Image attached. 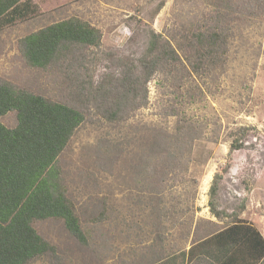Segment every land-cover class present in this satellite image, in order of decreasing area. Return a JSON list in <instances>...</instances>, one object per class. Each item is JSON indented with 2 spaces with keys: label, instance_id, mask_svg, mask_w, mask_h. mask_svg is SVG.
I'll list each match as a JSON object with an SVG mask.
<instances>
[{
  "label": "rangeland",
  "instance_id": "obj_1",
  "mask_svg": "<svg viewBox=\"0 0 264 264\" xmlns=\"http://www.w3.org/2000/svg\"><path fill=\"white\" fill-rule=\"evenodd\" d=\"M17 2L0 20V81L84 114L56 161L84 239L61 218L35 220L53 250L30 264H119L157 242L167 254L250 217L264 234V0ZM220 13L231 27L224 65L147 73L152 31L174 46ZM68 18L97 28L99 44L30 65L21 38ZM0 121L14 127L16 111Z\"/></svg>",
  "mask_w": 264,
  "mask_h": 264
},
{
  "label": "trees",
  "instance_id": "obj_2",
  "mask_svg": "<svg viewBox=\"0 0 264 264\" xmlns=\"http://www.w3.org/2000/svg\"><path fill=\"white\" fill-rule=\"evenodd\" d=\"M17 5V0H0V20ZM223 15L228 14L220 13L215 23L199 26L189 36L182 33L183 41L174 46L152 31L145 56L140 60L147 73L173 72L178 63L182 64L181 60L197 73L224 65L231 27L222 20ZM99 42L97 28L78 18H68L27 34L19 47L30 65L47 67L72 55L76 45ZM128 79L131 89L135 82ZM124 85L121 82L119 86ZM11 110L16 111V125L7 127L0 121V264H30L53 250L32 225L35 220L61 218L72 235L84 239L56 164L84 114L72 105L0 81V117ZM220 177L213 179L212 197L217 195ZM218 234L222 239L234 238L237 245L240 241L241 251L236 250V257L247 251L253 257L251 264L257 262L254 258L264 255V238L244 220L234 221ZM231 259L229 256L223 264H230ZM237 261L238 257L239 264Z\"/></svg>",
  "mask_w": 264,
  "mask_h": 264
},
{
  "label": "crops",
  "instance_id": "obj_3",
  "mask_svg": "<svg viewBox=\"0 0 264 264\" xmlns=\"http://www.w3.org/2000/svg\"><path fill=\"white\" fill-rule=\"evenodd\" d=\"M247 220L264 238L263 231L257 226L255 220L251 217ZM224 228L220 227L202 238L188 241L180 248L176 242H170L169 245L172 247L167 254L161 253L163 245L157 242L150 253L139 251L136 255L126 256L117 261H120L119 264H223L229 256H232L230 264H236L237 257L239 264H251L253 257L247 251L246 253L240 252L236 257V250L241 251L240 241L237 245L234 238L222 239V236L218 234ZM254 259L257 260L255 264H260L264 260V255L260 259L258 257Z\"/></svg>",
  "mask_w": 264,
  "mask_h": 264
}]
</instances>
